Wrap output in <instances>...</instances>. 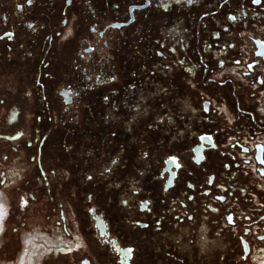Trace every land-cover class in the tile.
<instances>
[{
  "label": "flooded vegetation",
  "instance_id": "flooded-vegetation-1",
  "mask_svg": "<svg viewBox=\"0 0 264 264\" xmlns=\"http://www.w3.org/2000/svg\"><path fill=\"white\" fill-rule=\"evenodd\" d=\"M0 233L4 264H264V0H0Z\"/></svg>",
  "mask_w": 264,
  "mask_h": 264
},
{
  "label": "rangeland",
  "instance_id": "rangeland-1",
  "mask_svg": "<svg viewBox=\"0 0 264 264\" xmlns=\"http://www.w3.org/2000/svg\"><path fill=\"white\" fill-rule=\"evenodd\" d=\"M3 221V220H2ZM1 234L2 233H0V238H1ZM35 237V236H34ZM34 237H31V238H34ZM27 239V238H26ZM25 240V239H24ZM55 241V240H54ZM54 243V242H53ZM59 243V242H58ZM24 250H25V244L23 245V246H21L20 245V248H19V250L17 251V253L15 254V258H14V261H12V262H8V264H18V261H19V258L21 257H23V256H21V255H23V253H24ZM26 255L24 256V259L22 260V259H20V263L19 264H22V262L24 261V264H29L30 262H32L33 264H36L37 263V259L34 257V259H36V261H34V259H33V261L31 260V258H30V255H31V252H29V253H25ZM52 256V254H50V255H48L47 257H43V258H45L43 261H45V260H47L49 257H51ZM3 262V258H1V255H0V264H4V263H2ZM45 263V262H44ZM44 263H42L41 262V264H44Z\"/></svg>",
  "mask_w": 264,
  "mask_h": 264
},
{
  "label": "built area",
  "instance_id": "built-area-1",
  "mask_svg": "<svg viewBox=\"0 0 264 264\" xmlns=\"http://www.w3.org/2000/svg\"><path fill=\"white\" fill-rule=\"evenodd\" d=\"M71 250H73V248L70 249V252H71ZM61 253L64 254V255L70 254V253H63V252H61Z\"/></svg>",
  "mask_w": 264,
  "mask_h": 264
},
{
  "label": "snow or ice",
  "instance_id": "snow-or-ice-1",
  "mask_svg": "<svg viewBox=\"0 0 264 264\" xmlns=\"http://www.w3.org/2000/svg\"><path fill=\"white\" fill-rule=\"evenodd\" d=\"M254 2H257V0H254Z\"/></svg>",
  "mask_w": 264,
  "mask_h": 264
}]
</instances>
